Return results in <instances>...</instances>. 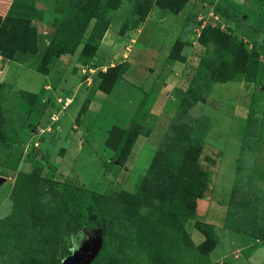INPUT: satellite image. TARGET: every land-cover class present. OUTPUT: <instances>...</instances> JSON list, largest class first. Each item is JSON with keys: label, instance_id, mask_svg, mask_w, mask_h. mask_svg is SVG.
Instances as JSON below:
<instances>
[{"label": "rangeland", "instance_id": "374dc122", "mask_svg": "<svg viewBox=\"0 0 264 264\" xmlns=\"http://www.w3.org/2000/svg\"><path fill=\"white\" fill-rule=\"evenodd\" d=\"M81 6L10 11L37 33L0 53V264L72 254L64 182L105 217L93 264H264V0H98L52 44Z\"/></svg>", "mask_w": 264, "mask_h": 264}, {"label": "trees", "instance_id": "16d2710c", "mask_svg": "<svg viewBox=\"0 0 264 264\" xmlns=\"http://www.w3.org/2000/svg\"><path fill=\"white\" fill-rule=\"evenodd\" d=\"M15 2V1H14ZM14 2L11 5L12 7L8 10L6 15L3 18H0V53L5 55L3 52H8L4 49L3 45L4 42L10 41L11 37H14L19 31L27 32L26 36H33L34 39H36V33L37 29L36 27L32 26L31 21L24 17H18L12 14H10V11L12 10L14 6ZM83 2V4H82ZM98 2V0H81V7L83 9L88 8V13L86 15L79 17L75 19V22L71 25H67L65 21H62L58 28L56 29L54 35L51 38V43H58L62 40L63 35V29L66 28H74L77 26V22L82 23L85 22V20H88L92 14H94V11L92 10L95 6V3ZM227 7V6H226ZM216 10L221 15L227 16V11L225 6H222L221 4H216ZM234 10L237 12H241L242 6L240 5H234ZM87 11V9H86ZM28 29L32 31V33H29ZM257 32H262L264 36V15L260 14L257 27ZM80 40L77 38L76 41L73 43L72 47H70L69 51H74V47L79 44ZM240 46V44H239ZM10 52V51H9ZM42 71V70H41ZM42 73V72H41ZM2 123L0 121V138H3V132L1 130ZM197 141H199L198 138H196ZM62 193L64 197L65 204L69 205L67 208V224L68 228L70 230V234L74 238V243L71 242V247L74 249V245L76 242H79L83 240L85 237H90L95 234V231L97 229H101L102 236H103V230H104V224H105V217L102 213L101 208L99 207L96 197L94 193L84 187H81L74 183H68L64 182L62 183ZM103 230H102V227ZM95 230V231H94ZM103 244H104V236H103ZM103 248V245H102ZM101 248V250H102ZM100 250V252H101ZM98 253V255L100 254ZM72 251L69 252L71 254ZM98 255L95 257L92 263L93 264L98 257Z\"/></svg>", "mask_w": 264, "mask_h": 264}, {"label": "water", "instance_id": "95a60500", "mask_svg": "<svg viewBox=\"0 0 264 264\" xmlns=\"http://www.w3.org/2000/svg\"><path fill=\"white\" fill-rule=\"evenodd\" d=\"M0 181H3V178ZM102 245L103 236L99 228L93 236L76 242L72 254L62 264H90L100 252Z\"/></svg>", "mask_w": 264, "mask_h": 264}, {"label": "crops", "instance_id": "0c3cea01", "mask_svg": "<svg viewBox=\"0 0 264 264\" xmlns=\"http://www.w3.org/2000/svg\"><path fill=\"white\" fill-rule=\"evenodd\" d=\"M14 1L15 0H0V18H3L6 15L8 10L12 7L11 5L13 4ZM11 63H15V62H11ZM46 80L49 81V78L47 77ZM49 84L50 83H46L44 87L49 88L50 86ZM202 201L203 202L198 204V213H200V216L204 220L212 222L217 227L221 226V223H222L221 221L223 220L222 210L224 211L227 210L226 207H225L226 209L224 208L225 204L212 202V199L210 198L202 199Z\"/></svg>", "mask_w": 264, "mask_h": 264}]
</instances>
